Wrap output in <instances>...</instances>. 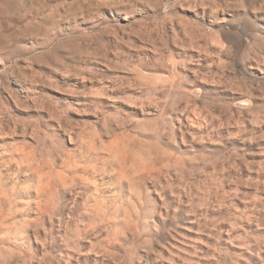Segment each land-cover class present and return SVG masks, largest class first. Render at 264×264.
Wrapping results in <instances>:
<instances>
[{
  "label": "clouds",
  "instance_id": "clouds-1",
  "mask_svg": "<svg viewBox=\"0 0 264 264\" xmlns=\"http://www.w3.org/2000/svg\"><path fill=\"white\" fill-rule=\"evenodd\" d=\"M0 264H264V0H0Z\"/></svg>",
  "mask_w": 264,
  "mask_h": 264
},
{
  "label": "rangeland",
  "instance_id": "rangeland-1",
  "mask_svg": "<svg viewBox=\"0 0 264 264\" xmlns=\"http://www.w3.org/2000/svg\"><path fill=\"white\" fill-rule=\"evenodd\" d=\"M81 259H83V257H81Z\"/></svg>",
  "mask_w": 264,
  "mask_h": 264
}]
</instances>
